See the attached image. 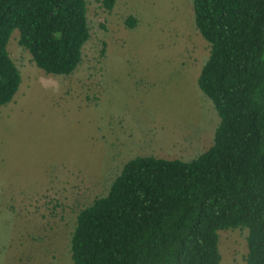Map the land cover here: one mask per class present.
Here are the masks:
<instances>
[{
    "label": "rangeland",
    "instance_id": "374dc122",
    "mask_svg": "<svg viewBox=\"0 0 264 264\" xmlns=\"http://www.w3.org/2000/svg\"><path fill=\"white\" fill-rule=\"evenodd\" d=\"M87 1L91 38L74 73L40 69L19 30L8 45L23 82L0 106V264H73L79 213L127 162L191 161L215 141L221 117L198 84L211 45L194 0ZM219 233L220 264H246L249 229Z\"/></svg>",
    "mask_w": 264,
    "mask_h": 264
},
{
    "label": "trees",
    "instance_id": "16d2710c",
    "mask_svg": "<svg viewBox=\"0 0 264 264\" xmlns=\"http://www.w3.org/2000/svg\"><path fill=\"white\" fill-rule=\"evenodd\" d=\"M88 12L87 0H0V106L23 82L14 31L40 69L70 75L91 38ZM194 14L211 45L198 84L221 117L214 144L191 161L127 162L79 213L73 264H220L219 232L245 228L246 264H264V0H194Z\"/></svg>",
    "mask_w": 264,
    "mask_h": 264
}]
</instances>
